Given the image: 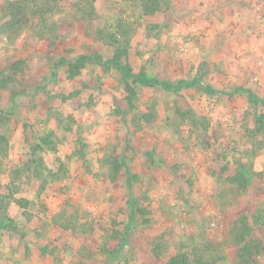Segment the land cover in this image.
Returning <instances> with one entry per match:
<instances>
[{"label":"rangeland","instance_id":"374dc122","mask_svg":"<svg viewBox=\"0 0 264 264\" xmlns=\"http://www.w3.org/2000/svg\"><path fill=\"white\" fill-rule=\"evenodd\" d=\"M9 2L0 264H238L249 240L263 264L264 0H171L149 15L134 1L51 0L43 16L29 0L18 18ZM118 50L134 73L202 81L173 91L115 64L70 68ZM240 171L245 185L231 181ZM133 201L147 214L132 220Z\"/></svg>","mask_w":264,"mask_h":264},{"label":"trees","instance_id":"16d2710c","mask_svg":"<svg viewBox=\"0 0 264 264\" xmlns=\"http://www.w3.org/2000/svg\"><path fill=\"white\" fill-rule=\"evenodd\" d=\"M33 1L32 4H34L33 6L36 7L38 9L39 12H43L41 13L42 16L46 13L47 11H49L48 8H45L50 2L51 0H30ZM127 1H134L136 3L139 4V6L142 8V10L146 13V14H155L159 11H162L166 6H169V2L171 0H127ZM31 3L29 2V0H11V2H9V4L7 5L6 9V14H10L13 18H18L20 16V14L22 13V9L25 8V3ZM27 6V5H26ZM33 7V9H34ZM121 51L118 50L117 53L114 54L113 57L111 58H101L100 56H96V55H80L78 56L76 59H74L73 61H71L70 63V68L73 71V73H77L76 71L83 66L86 62H92V63H96L99 65H106V64H115L117 65V67L119 68V70L121 71L122 75L124 78H129V77H135L138 79V81L144 85H154V84H161L164 88L166 89H170V90H178L180 89L182 86H187V87H191L192 85L195 84H200V82L202 80L200 79H196L195 82H189L188 80H180L176 83L174 82H170L168 80H160L157 77H148L147 74L145 72H140V73H134L132 71V67L129 64H124L122 57H121ZM75 71V72H74ZM203 84V83H201ZM204 86L206 85L207 90H211V87L207 84H203ZM1 87V85H0ZM259 101H263V99L261 98H256V102ZM3 144V140H0V149L1 146ZM242 168H245V166L243 165ZM231 181L239 183L241 181H243L244 185L247 184V178L245 176V172H238L234 178H231ZM132 192V190H131ZM5 199V198H4ZM2 199L0 202V212L7 211V206L8 205H4L6 203V200ZM25 201L27 202V199H25ZM132 209H131V214H130V218L133 220L135 219L136 216L138 215H146L147 214V208L146 206L142 205V206H138L136 205V202L133 201L132 203ZM1 216V215H0ZM253 221H255V223L257 224V229L263 230L264 231V219L260 216V214L258 215H254L253 216ZM113 224L114 225H118V221L113 220ZM252 229V228H251ZM129 226L122 222V227H119V229L114 228L111 231V234L109 236V238H111L112 240H114V244L117 246H121L122 241H125L128 239L127 234H129ZM252 230H250L251 233ZM245 236H248L245 235ZM252 236V233L251 235ZM249 237V236H248ZM244 239H242L241 242H243ZM252 240V239H251ZM250 241V240H249ZM246 241L245 243H239L240 248H241V252L239 253V261L238 264H253L252 260H253V256L255 255V250L253 249V247L255 246V242L257 244V246H261L259 244L258 241L254 242H249ZM107 252H110L111 254H113L115 251L118 250L117 249H112V251L110 249H106ZM107 255V254H106ZM198 264H212V263H205L204 258L202 257V255H200L199 259H198ZM166 264H190L189 259L184 255V254H176L170 258L167 259ZM256 264V263H255ZM258 264V263H257ZM264 264V263H263Z\"/></svg>","mask_w":264,"mask_h":264}]
</instances>
